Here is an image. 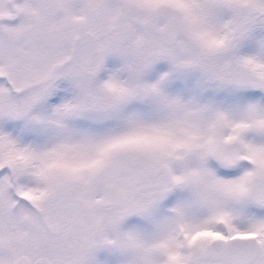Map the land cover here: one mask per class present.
I'll return each mask as SVG.
<instances>
[{"label": "snow or ice", "instance_id": "obj_1", "mask_svg": "<svg viewBox=\"0 0 264 264\" xmlns=\"http://www.w3.org/2000/svg\"><path fill=\"white\" fill-rule=\"evenodd\" d=\"M0 264H264V0H0Z\"/></svg>", "mask_w": 264, "mask_h": 264}]
</instances>
